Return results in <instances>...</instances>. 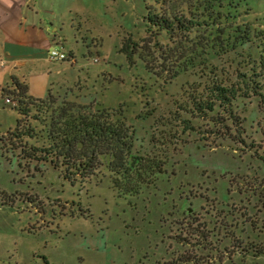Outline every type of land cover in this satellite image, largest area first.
Returning <instances> with one entry per match:
<instances>
[{"label":"rangeland","instance_id":"rangeland-1","mask_svg":"<svg viewBox=\"0 0 264 264\" xmlns=\"http://www.w3.org/2000/svg\"><path fill=\"white\" fill-rule=\"evenodd\" d=\"M209 1L229 17L217 24L228 46L200 50L193 69L168 81L118 52L125 37L142 44L147 6L158 0H62L64 52L75 65L41 58L11 68L12 77L34 100L51 89L58 104L121 107L136 148L166 165L138 196H119L106 169L72 184L49 162L27 166L3 140L20 116L1 97L0 264H264V255L246 250L264 241V82L261 96L241 84L254 55L245 32L263 33L264 0ZM8 67L0 63L2 86L12 80ZM215 79L248 95L235 100L226 123L189 112L192 87ZM35 115L22 121L39 129Z\"/></svg>","mask_w":264,"mask_h":264},{"label":"trees","instance_id":"trees-1","mask_svg":"<svg viewBox=\"0 0 264 264\" xmlns=\"http://www.w3.org/2000/svg\"><path fill=\"white\" fill-rule=\"evenodd\" d=\"M228 18L222 11H216L209 0H158L157 8L147 6L144 17L147 37L142 44L133 42L130 36L125 37L118 52L124 54L129 63L138 56L148 73L172 81L195 67L194 56L200 50L211 52L217 46H222L221 49L228 46L225 31L217 27ZM245 35L247 41L253 38L254 55L252 75L248 82L243 78L241 84L257 86L251 90L254 96H261L258 86L264 82V31L254 32L252 36L247 31ZM161 37L168 42L162 43ZM11 79L5 86L0 84V97L16 102L14 109L20 116L15 128L3 139L16 153L14 157L27 166L33 161L49 162L72 184L97 178L102 169H106L112 188L119 196H138L143 188L155 185L166 161L136 148L135 129L127 123L121 107L109 109L68 101L58 104L51 89L43 99L34 100L29 97L25 82L15 77ZM241 88L238 83L230 84L222 79H215L212 86L192 87L187 102L192 108L189 112L196 118L204 116L226 123L232 118L235 100L240 96L248 97ZM32 110L36 115L31 120L41 126L39 129L31 125L30 118L22 121ZM236 243L240 248L243 241ZM246 250L256 256L264 255V241L247 244Z\"/></svg>","mask_w":264,"mask_h":264},{"label":"crops","instance_id":"crops-1","mask_svg":"<svg viewBox=\"0 0 264 264\" xmlns=\"http://www.w3.org/2000/svg\"><path fill=\"white\" fill-rule=\"evenodd\" d=\"M62 3V0H0V63L9 66L10 77L11 68L24 67L41 58L49 61L48 51L58 46L64 50ZM71 28L75 29V25ZM68 55L69 60L62 63L75 65V55L71 51Z\"/></svg>","mask_w":264,"mask_h":264},{"label":"built area","instance_id":"built-area-1","mask_svg":"<svg viewBox=\"0 0 264 264\" xmlns=\"http://www.w3.org/2000/svg\"><path fill=\"white\" fill-rule=\"evenodd\" d=\"M48 60L50 62H64L69 60V55L66 52H64L62 47L54 48L48 51ZM6 101L11 102L7 99Z\"/></svg>","mask_w":264,"mask_h":264}]
</instances>
